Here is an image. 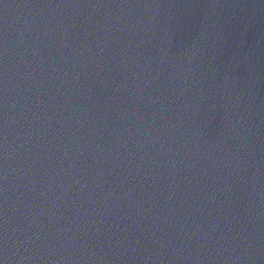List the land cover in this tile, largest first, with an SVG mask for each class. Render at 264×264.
Listing matches in <instances>:
<instances>
[{
    "label": "water",
    "instance_id": "water-1",
    "mask_svg": "<svg viewBox=\"0 0 264 264\" xmlns=\"http://www.w3.org/2000/svg\"><path fill=\"white\" fill-rule=\"evenodd\" d=\"M0 264H264V0H0Z\"/></svg>",
    "mask_w": 264,
    "mask_h": 264
}]
</instances>
